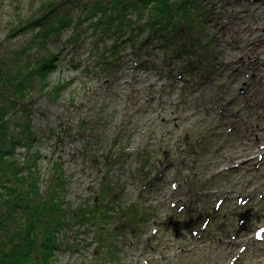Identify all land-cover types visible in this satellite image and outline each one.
Wrapping results in <instances>:
<instances>
[{
    "label": "rangeland",
    "instance_id": "rangeland-1",
    "mask_svg": "<svg viewBox=\"0 0 264 264\" xmlns=\"http://www.w3.org/2000/svg\"><path fill=\"white\" fill-rule=\"evenodd\" d=\"M44 1L0 0L1 55L32 39L9 35ZM199 2L196 34L179 31L187 47L145 46L146 28L137 44L126 32L100 57L106 46L88 17L80 36L70 28L30 50L57 53L58 66L44 88L34 78L10 131L22 141L15 161L25 172L36 163L43 194L62 165L67 216L53 262L103 264L113 245L117 260L107 264H264V232L256 237L264 229V0ZM105 181L145 218L103 219ZM86 205L99 209L95 225L91 215L77 220ZM124 223L128 230L113 234Z\"/></svg>",
    "mask_w": 264,
    "mask_h": 264
},
{
    "label": "trees",
    "instance_id": "trees-1",
    "mask_svg": "<svg viewBox=\"0 0 264 264\" xmlns=\"http://www.w3.org/2000/svg\"><path fill=\"white\" fill-rule=\"evenodd\" d=\"M81 1L42 2L38 12L20 20L9 35L12 36L21 30L31 32L32 39L21 50L7 53L6 56L0 54V264H59L53 262L56 251L61 247L56 234L66 224L67 212L60 202V197L66 189L62 165L55 162L50 186L43 194L38 185L37 165L32 163L35 162L33 158L36 156L32 155L29 162L32 164L27 165V172L23 171L24 165L19 166L14 159L16 148L22 141L10 131L15 116L11 111H17L18 108L23 110L24 101L30 96L34 78H38L40 86L44 88L49 73L58 66L57 53L33 57L30 50L36 46L45 47L54 38L60 39L62 32L70 28L74 35L80 36V23L88 17L92 20L89 26L93 28L100 45L106 46L100 57H103L109 48L113 49L125 43L122 35L126 32L133 34L130 35V40L134 45L147 28L148 36L145 40L141 37L140 41L145 46L151 43L167 49L187 47L179 42V31L182 27L189 34H196L195 23L199 18L194 10L200 0ZM75 8H83L84 11L80 12L83 16L74 17L71 11ZM73 37H68L67 42L73 41ZM118 51L115 50L114 54ZM178 52H181V49ZM100 62L102 63V60ZM62 85L61 82L57 83L51 91L56 89L55 93L58 94ZM15 114L17 115V112ZM27 126L30 133L29 125ZM117 142L118 140L115 141ZM117 192L113 185L107 184L106 181L99 191L97 199L101 196L105 208L103 219L110 218L114 221L118 218L132 224L140 218H145L140 211L135 214L138 208L135 203H126L114 195ZM108 194H112L114 198L106 202ZM98 211L97 207L87 208L86 205L80 214L76 213L79 215L77 220L83 222L91 215L90 218H95V225ZM126 223L121 227H114L113 234L128 230ZM104 234L106 235V232L101 234V238H105ZM100 246L102 251L106 243L103 242ZM112 247L113 245L108 247L109 251L105 253L103 264L117 260Z\"/></svg>",
    "mask_w": 264,
    "mask_h": 264
},
{
    "label": "bare ground",
    "instance_id": "bare-ground-1",
    "mask_svg": "<svg viewBox=\"0 0 264 264\" xmlns=\"http://www.w3.org/2000/svg\"><path fill=\"white\" fill-rule=\"evenodd\" d=\"M255 59V58H254ZM253 58H249L248 59V61H250V65H253V66H255L256 65V63H257V60H255V61H251V60H254ZM257 68V67H256ZM248 69V68H247ZM249 69H255V68H249ZM255 74H256V76H254V78H256L257 76H258V74L256 73V72H254ZM248 89L249 90H256V85H253L252 83H250L249 85H248Z\"/></svg>",
    "mask_w": 264,
    "mask_h": 264
}]
</instances>
